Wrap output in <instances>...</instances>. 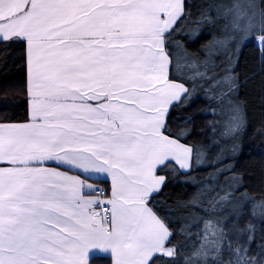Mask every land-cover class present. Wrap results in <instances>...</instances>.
Returning a JSON list of instances; mask_svg holds the SVG:
<instances>
[{
	"label": "snow or ice",
	"instance_id": "obj_1",
	"mask_svg": "<svg viewBox=\"0 0 264 264\" xmlns=\"http://www.w3.org/2000/svg\"><path fill=\"white\" fill-rule=\"evenodd\" d=\"M213 7L231 15L240 39L256 30L255 4ZM188 8L186 0H0V54L22 45L29 73V119L0 122V264H178L176 233L152 202L166 184L158 172L189 169L200 152L171 133L169 113L204 83L228 101L235 83L210 59L174 57ZM260 17L251 38L264 42ZM108 178V190L86 183ZM208 208L214 215L201 221L185 264H264V251L249 252L253 228L232 225L242 212L232 192L216 193Z\"/></svg>",
	"mask_w": 264,
	"mask_h": 264
},
{
	"label": "trees",
	"instance_id": "obj_2",
	"mask_svg": "<svg viewBox=\"0 0 264 264\" xmlns=\"http://www.w3.org/2000/svg\"><path fill=\"white\" fill-rule=\"evenodd\" d=\"M186 2L190 14L183 22L178 21L170 50L182 63L185 55L200 61L210 59L217 76L231 72L234 90L228 101H221L217 98L219 93L204 83L203 88L197 87L191 102L177 104L170 110L171 133L180 137L181 143L199 149L200 159L197 162L194 153L189 172L178 167L158 172L165 176L166 184L152 203L154 210L172 224L176 233L174 243L180 249L177 262L185 264L200 245L204 229L201 221L214 215L208 208L209 198L216 193L232 192L242 207L232 225L253 228L248 248L259 259L264 251V216L259 212V206L264 204V49L251 37H258L260 31L250 33L248 38H239L231 15L223 8L213 7L230 4L232 0ZM241 2L255 4L257 14L264 11V0ZM221 41L227 43L219 44ZM27 86L28 66L23 46L9 47L7 53L0 54V122L27 121ZM229 103L238 110V121ZM87 181L98 188H110L105 181ZM230 215L226 213L225 222Z\"/></svg>",
	"mask_w": 264,
	"mask_h": 264
},
{
	"label": "crops",
	"instance_id": "obj_3",
	"mask_svg": "<svg viewBox=\"0 0 264 264\" xmlns=\"http://www.w3.org/2000/svg\"><path fill=\"white\" fill-rule=\"evenodd\" d=\"M28 79H29V73H28ZM28 119H29V112H28ZM27 119V120H28ZM16 123H21V122H16ZM191 169H192V165H191V167L189 168V169H186V170H182V171H184V172H189V171H191ZM61 171H64L65 169H60ZM69 174H75V173H69ZM159 175V174H158ZM82 179H84V177H81ZM166 179V178H165ZM91 180H94V181H105V182H108L109 183V185H110V178H108V179H106V180H101V179H91ZM86 183H89V184H92L93 186L95 185V184H93L92 182H89V181H87L86 180ZM95 187V186H94ZM163 189V188H162ZM91 264H111V259L110 258H97V259H95L94 261H92L91 262Z\"/></svg>",
	"mask_w": 264,
	"mask_h": 264
},
{
	"label": "rangeland",
	"instance_id": "obj_4",
	"mask_svg": "<svg viewBox=\"0 0 264 264\" xmlns=\"http://www.w3.org/2000/svg\"><path fill=\"white\" fill-rule=\"evenodd\" d=\"M259 16H260V14H257L256 15V17H255V22H257L256 24H255V26H256V30H258L259 28H260V24H261V21H260V19H259ZM255 30V31H256ZM254 31V32H255ZM257 44H258V46L261 48V49H264V42H260V41H258L257 40ZM243 122V121H242ZM241 122V123H242Z\"/></svg>",
	"mask_w": 264,
	"mask_h": 264
},
{
	"label": "built area",
	"instance_id": "obj_5",
	"mask_svg": "<svg viewBox=\"0 0 264 264\" xmlns=\"http://www.w3.org/2000/svg\"><path fill=\"white\" fill-rule=\"evenodd\" d=\"M102 189V188H101Z\"/></svg>",
	"mask_w": 264,
	"mask_h": 264
}]
</instances>
